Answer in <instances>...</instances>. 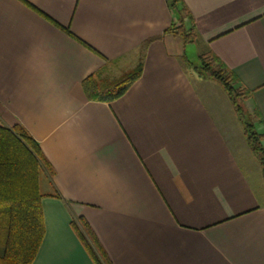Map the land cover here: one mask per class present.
<instances>
[{"label": "crops", "instance_id": "1", "mask_svg": "<svg viewBox=\"0 0 264 264\" xmlns=\"http://www.w3.org/2000/svg\"><path fill=\"white\" fill-rule=\"evenodd\" d=\"M178 7L0 0V127H23L53 172L39 175L44 236L31 264H95L77 218L110 264H264L260 167L223 89L182 62L214 55L250 92L264 135V0ZM180 17L193 43L164 33ZM139 63L119 99L85 98L90 75Z\"/></svg>", "mask_w": 264, "mask_h": 264}, {"label": "trees", "instance_id": "2", "mask_svg": "<svg viewBox=\"0 0 264 264\" xmlns=\"http://www.w3.org/2000/svg\"><path fill=\"white\" fill-rule=\"evenodd\" d=\"M169 9L181 11V0H166ZM164 33L176 35L185 44L195 41L194 32L186 30L180 17ZM68 35H70L67 32ZM185 69L203 80L218 84L225 92L239 120L245 142L256 159L264 188V135L255 131V114L244 107L250 92L212 54H201L196 62L182 59ZM141 64L115 79L102 72L87 77L81 84L88 101L111 103L122 97L141 75ZM41 170L53 172L38 144L21 126L0 127V264H31L43 240L44 227L39 190ZM72 229L95 264H110L89 226L81 218L71 223Z\"/></svg>", "mask_w": 264, "mask_h": 264}, {"label": "rangeland", "instance_id": "3", "mask_svg": "<svg viewBox=\"0 0 264 264\" xmlns=\"http://www.w3.org/2000/svg\"><path fill=\"white\" fill-rule=\"evenodd\" d=\"M187 55H189L190 53H191V51H193V48L192 47H188L187 46ZM195 59V58H194ZM193 62H196V59L193 61ZM253 164H254V161H253ZM255 164H256V162H255ZM40 183H42L43 182V180H42V177H41V175H40Z\"/></svg>", "mask_w": 264, "mask_h": 264}]
</instances>
